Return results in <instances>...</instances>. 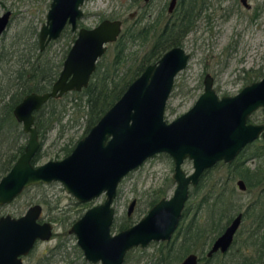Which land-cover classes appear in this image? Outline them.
Listing matches in <instances>:
<instances>
[{"label": "water", "instance_id": "95a60500", "mask_svg": "<svg viewBox=\"0 0 264 264\" xmlns=\"http://www.w3.org/2000/svg\"><path fill=\"white\" fill-rule=\"evenodd\" d=\"M83 0H52L47 20L39 31L44 41L56 37L67 20L72 28L82 13ZM174 0L171 1V6ZM0 18V32L8 20ZM121 32V20L104 19L93 27H80L59 76L50 90L30 92L14 106L13 113L27 133L23 151L11 168L0 178V203L9 202L24 187L39 182L59 180L79 201H88L106 190V199L88 208L71 228L87 259L101 264H122L125 253L152 240L169 239L178 226L189 194V184L196 183L201 171L217 159H231L247 142L258 136L264 123L246 124L248 114L264 106V76L234 95L218 96L213 77L206 73L203 91L195 103L181 115L164 118L166 99L176 73L185 67L188 54L180 46L166 51L155 63L147 65L78 140L70 154L35 166L33 156L40 146L33 111L49 98L70 90H80L89 82L96 58ZM167 152L174 160L175 188L170 197L155 202L136 223L110 233L113 207L110 206L117 184L124 175L157 152ZM192 158L195 170L189 174L181 163ZM241 187L243 185L241 184ZM134 200L129 206V212ZM41 206H30L19 217H0V264H21L18 257L26 253L37 237L48 238L51 224L37 222ZM239 216L215 239L208 255L225 251L238 226ZM181 264H197V256L188 254Z\"/></svg>", "mask_w": 264, "mask_h": 264}, {"label": "flooded vegetation", "instance_id": "af4514ba", "mask_svg": "<svg viewBox=\"0 0 264 264\" xmlns=\"http://www.w3.org/2000/svg\"><path fill=\"white\" fill-rule=\"evenodd\" d=\"M51 1H50V3H51ZM88 1L89 0H83V2L79 5L80 9L82 10V13L79 17L76 18V27L73 29L71 23L67 20V22L65 23L61 32L56 37H52L48 40H45L43 47H41V43L39 40V31H40L42 24L46 22L47 18L45 19L44 22L41 23L39 29L34 27L31 30L30 36L28 38V41H30L29 45L28 44L27 45L22 44L23 41H21L22 40L21 33H19L15 37H13L12 40L9 41V48H6L5 47V40H4L3 36L6 33L7 28L9 26L11 20H13V17L15 15H14L13 10L11 8H9V7L3 8L2 12L0 13V18L5 13H7L5 20H8V21L5 25V27L3 28V30L0 32V41H2L0 43L1 44L0 45V89L3 88V86H5L6 72H9V73L13 72V69L15 67L13 62H19L20 63L21 58H23V56L26 57L25 60L28 57H30V60H34V58H36V56H37V54L36 55L34 54L35 52H32L34 48H35V51L38 50L39 51L38 53L44 55V53L46 52L47 46L51 42H53L54 40H57L58 38L63 36L64 32H66L67 30H69L71 32H75V34L71 37V39H70L71 35H69L70 34V32H69L68 38L66 39V42L64 43V46H63L64 49H63L62 53L59 55V58L55 59L54 57H47V54H46V56L45 55L43 56L44 58H46L49 61V64H58L59 62H61L60 66H59L58 74L51 81L50 85L46 89L31 90L29 92H26L24 95H26L27 93H30V92L42 93V92L50 90L54 81L59 76V73L63 67V62H64L65 58L67 57L68 52H69L72 44L74 43V41L77 37L78 29L82 26L89 27V28L93 27V26L97 25L101 20H104V19H119V20H121V32L114 41L106 42V44H105L106 49L104 50V52H102V54L98 55V57L96 58V67L90 76L88 84L92 80L94 74L96 73V71L99 67L102 69H106L108 67V68H110V71L114 74L115 73L122 74V73L128 71L129 69H132L135 71L137 70L138 74L135 76V78H136L138 75H140L143 72V70L147 67V65L157 62L159 60V58L162 57L166 51L170 50L172 47H175V46L182 47L184 49L185 53L188 54L186 65H185V67H183L181 69V70H183L188 65L191 54H192L191 50H188L187 46L185 44V41H187L186 39H187L188 34L190 32H193L194 30H200L199 32L202 35L205 32L208 34L211 33L209 31H210V29H211V31L213 29V20H218L216 17H220L221 20L228 21V20H232L231 18L236 13V15L240 14V20H250L251 21V20H257L261 14L260 9H259L260 5L259 6L254 5L252 0H236L234 2V4L226 5V6L223 3H220L219 6L223 9V11L220 12V14L217 13L216 17H214V14H215V12H214L215 9L213 8L214 0H174L172 6H171L172 0H163L162 2H159V4L157 5L156 8H154V12L149 11L148 13H146L147 8H150V6H152L154 0H123V1H130V3L127 4V7L129 10L127 11L126 15L123 11H119V12L114 11L113 13H111L110 15H107V16L101 15L98 19L99 21L95 25L86 26L82 23L81 20H83V18L85 16V12H84L83 7H84L85 3ZM221 1L222 0H219V2H221ZM1 2L2 1L0 0V3ZM50 3H49V7H50ZM242 8L245 11H243ZM47 12H48V10H47ZM46 16H47V13H46ZM143 17L146 18L145 21L141 20ZM126 20L127 21L130 20V21H132V23L126 25ZM127 27H136V28H141L142 30L146 29L145 32H147V34H149L150 36L146 40H143L142 42L139 41L140 37L133 38V40L128 41L127 47L124 50L122 57H119L116 53L118 51V49L116 47V43H117L120 35L123 33V31ZM151 33H152V35H151ZM138 35H140V34H138ZM160 36H161V39L159 38ZM211 36L212 37L215 36L213 31L211 33ZM134 42H137V43L143 44V45L145 43H149L148 48H146V50L143 52V54H141V56H139V57H136V55L132 56L131 52L128 49L129 45L131 43H134ZM110 45L115 46V50H114V54L112 56V59L109 62H103L102 59L106 55V51L108 50ZM156 46H158L160 48V50L158 49L159 51L157 53H155ZM22 48H24L25 51L23 50V53L21 54ZM17 53H19V55H15ZM181 70H179L177 73H179ZM177 73L174 77L172 90H173L174 85H175V78L177 76ZM206 73H209V72H206ZM209 74H211V73H209ZM211 76L213 77V88L217 92L218 96L221 97L223 95H234V94L238 93L244 86L261 79L264 76V73L258 79H254L251 81H244L243 84L239 87L238 91L234 92V93H220L215 88L214 76L212 74H211ZM135 78H133V80ZM203 79H204V77H203ZM130 83L127 84L126 88L129 86ZM202 83H203V87H204V81L203 80H202ZM88 84L86 86H83L80 90H70V91L63 93L60 96L49 97L38 110L33 111V114L35 117L34 118V124L36 125L37 129H38V126L36 124V112L40 111L43 108V106L45 104H47L51 98L60 99L61 102L68 101L71 103V101H73V100H72V96H70L69 94L73 91H79V92L83 91V89H85L88 86ZM126 88H125V90H126ZM172 90H171V92H172ZM124 91H123V93H124ZM171 92L169 93V95L166 99V106L164 108V118L166 120H167V118L165 117V110L167 108V102H168V99L171 95ZM2 95H4V94L2 93L0 95V97ZM23 96H22V98H23ZM120 96H119V98H120ZM119 98H117L113 102V104ZM195 101H194V103H195ZM79 105L82 106L83 111H84V113H83L84 122H85L84 135H86L88 133V131L90 130L91 126H93L99 120V118L101 116L98 118V120L93 125L90 126L89 129L86 130V120H85L86 117H85L84 102L83 101L80 102ZM258 109H263V112H264V106H259V107L255 108L246 117V124H248V123H251V124L264 123V115L258 120H255L253 118L254 112H256ZM182 113H180L179 115H181ZM13 115H14V113H13ZM179 115H177L176 117H178ZM63 116H64V114H62V117ZM176 117H174L173 119H175ZM171 120H167V121H171ZM56 123H59V122H56ZM38 132H39V138H40V146H39L38 150L36 151V153L32 159V162L35 166L43 163V162L38 163V159L40 156V149L42 146V137L44 136L45 133L41 135V132L39 131V129H38ZM84 135H81L80 138H82ZM80 138H78L77 141L72 146L67 148V150H69V151L63 157L57 158V159H62L65 156H67L68 154H70ZM24 146H25V144H24ZM157 153H164V154L169 155L167 152H164V151L157 152ZM157 153H155V154H157ZM263 153H264V137L262 136V131H261V132H259L258 136H256L254 139L250 140L249 142L245 143L231 159H228V160H226L224 158L217 159L211 165L205 167L201 171V173L199 174L195 184H193L192 182L189 184V194H188V198L185 202L184 209L187 208V206L189 207L190 216H191V219L193 222V226L196 229L198 226H202L204 224L213 225V223L216 219V222L219 221V225H220V230L217 234L213 235L211 238L208 237L207 241H202L200 243L196 240L195 235H192V238L190 241L178 240L175 242V241H172V239L175 236L176 230L178 228V226H177V228L175 229V231L173 232V234L171 235V237L169 239L152 240L144 247L135 246V247L128 249L125 253L122 264H128V262L132 259V257H131L132 251L134 249H136V247H138L139 249L145 250V248H147L151 244H154L155 242H157L159 245L158 252L155 254V256H157V261L155 262V264H172L175 261L178 262L177 264H181L183 259L190 253H194L197 256V264H209L208 263L209 260H215L216 258H220V257L223 259H227V258L229 259V255H232V254L233 255L234 254H241L243 256L254 255L255 259L261 260V257L264 256V220H263V218H264V154ZM155 154H153V155H155ZM153 155H151V156H153ZM151 156H149V157H151ZM169 156L172 158L171 155H169ZM149 157H147V158H149ZM186 159H190L191 164H192V170L189 172L185 171L187 174H189L195 170V166H194V161L192 158L185 157L181 163L182 168H183V163ZM48 160H50V159H48ZM53 160H56V159H53ZM172 160H173V158H172ZM14 161H13V163H14ZM13 163H12V165H13ZM140 165L134 167L133 169L139 167ZM11 166H10V168H11ZM133 169L128 171L124 175L122 180ZM215 170H216V172L214 173ZM5 173L0 175V178ZM173 173H174V160H173ZM173 173H172L171 180L174 182L173 184H174V188H175L176 181L173 180ZM55 181L61 182L59 180H51L49 182H39V183L29 184L26 187H24L16 196H14L11 201L5 202V203H0V205H6L8 203H11L18 196H20L25 189H27L31 185L50 184V183H53ZM121 181L117 184L116 194H115V196H114V198L110 204V206L114 208L113 209V218H112V221H111L110 226H109L111 234H115L118 231L131 226L132 224L136 223L142 217V216L134 217V211H135V208L137 206V203H139L138 202L139 200H137V197H133L127 206V210H126L127 216L120 218L118 221L115 201L118 197L119 185H120ZM61 184H62V182H61ZM241 184L243 185V187H241ZM174 188H173V190H174ZM254 191H256V192L254 193ZM239 192H242L243 194L253 193L254 195H253V197H250L246 203L244 202L241 204L239 202V196H240ZM171 195L172 194L165 195V193L162 192V188H161V191L156 190L153 193H150V195H149L150 197L145 198V202L147 205L146 208L148 207L146 210V213L155 202H157L158 200H160L163 197H165V198L170 197ZM100 196L102 197L101 201L96 202V203H92L95 200V198H99ZM73 197L77 201H79L75 196H73ZM106 197H107L106 190H103L98 195L90 198L88 201H79V202L85 204L86 207H84L85 209L82 211V213L77 218H73L71 220V223L68 227V232L75 235L76 244L78 245V247L82 251L84 260L87 261L88 263L101 264V260L98 259L96 261H93V260L86 258L85 254H84V250L77 243L76 233L74 231H71V228H72L73 223L76 220H78L79 218H81L88 208L102 203L106 199ZM133 200H134V204H133L131 211L129 212L128 211L129 206ZM153 200H154V202L151 203ZM188 201H189V204H188ZM214 201H217V204L214 203ZM220 202H224L223 203L224 205L220 206L219 205V204H221ZM229 203H231L230 206H229ZM35 204H39L41 206L39 216L36 219L37 222H39L40 224L45 223V222L50 223L51 224V233H50L48 238L37 237L34 240L33 245L29 248V250L26 253H21L18 255V257L21 260V264H24L26 257L32 253V251L35 249L36 245L39 242L48 241L54 236V233H55V230H54L55 222L54 221L61 220L62 222H65V221L69 222L71 219V215H69V214H66L65 216L62 215L60 218L58 216H50L49 218H44V216L42 215L43 206L39 202H35V203L30 204L25 209V211H23L22 213H19V214H13V213H9V212L0 213V217L6 216L8 214L11 217H19V216L23 215L30 206L35 205ZM232 206L235 207L236 209L232 210L230 208ZM184 209H183V211H184ZM230 210H232V211H230ZM183 211H182V215L180 217L179 223L182 219ZM221 212H223V214H224L222 218L218 216ZM228 212H230V214L227 216L226 214ZM140 214H141V211H140ZM215 216H216V218H215ZM238 216L240 217L239 223H238V226L236 227V229L233 233L232 240H231L229 246L227 247V249L225 251L217 249L216 251L212 252L211 255H208V252L211 249L215 239ZM179 223H178V225H179ZM252 239L254 240V242H251ZM165 255L167 257H165ZM216 256H220V257H216ZM139 261L140 260L138 258H136V259H134L133 264H137ZM37 264H39V263H37Z\"/></svg>", "mask_w": 264, "mask_h": 264}, {"label": "rangeland", "instance_id": "374dc122", "mask_svg": "<svg viewBox=\"0 0 264 264\" xmlns=\"http://www.w3.org/2000/svg\"><path fill=\"white\" fill-rule=\"evenodd\" d=\"M1 1L0 13L3 8L9 7L15 15L3 36L5 47L9 48V41L19 33H21L22 44L29 45L28 38L31 30L34 27L39 29L41 23L45 21L51 0ZM162 1L154 0L152 6L147 8L146 13L154 12V8ZM235 1L222 0L219 2V0H214V17L223 11L219 6L220 3L226 6L234 4ZM252 2L254 5H260L261 14L257 20H240V14L236 15L235 13L231 18L232 20L225 21L221 20L220 17H216L218 20H213L212 31L215 34L213 37L211 36V29L209 34L205 32L202 35L200 30H194L188 34L185 44L192 54L186 68L177 73L175 78V85L165 110L167 120L173 119L192 106L203 90L202 80L206 72L214 76L215 88L220 93L237 92L244 81L258 79L264 73V0H252ZM128 3L130 1L89 0L83 7L85 16L81 21L86 26H93L99 21L101 15L107 16L114 11H123L126 15L129 10ZM242 10L245 11L243 8ZM145 19L143 17L141 20L145 21ZM130 23L132 21L126 20V25ZM68 34L71 35V39L75 32L69 30L64 32L63 36L47 46L44 55L47 54V57H54L55 59L59 58ZM148 44L143 45L134 42L129 45L128 49L132 56L139 57L148 48ZM114 50L115 46L110 45L102 61L109 62ZM32 52H35L36 55L39 51H35L34 48ZM69 104L70 102L66 105L67 110L62 113L64 116L61 122L47 130L42 137L38 163L63 157L69 151L67 148L72 146L81 135H84L83 108L77 105L74 109V104L72 103L71 106ZM263 115V109H258L254 112L253 118L258 120ZM26 139L27 134L21 140L26 142ZM183 169L187 172L192 170L190 159L184 161ZM172 173L173 160L164 153H157L147 158L139 167L133 169L119 185L118 197L115 201L118 221L127 216V206L133 197H137L139 200L134 211V217H140L146 213L148 207L146 208L145 198H149L150 193L156 190L161 191L162 188L165 195L172 194L174 188V182L171 180ZM239 195V202L242 204L246 203L254 194L239 192ZM101 200L102 197L100 196L95 198L92 203ZM35 202L42 204L44 218L50 216L60 218L62 215L69 214L71 219L69 222L54 221V236L48 241L39 242L32 253L26 257L24 264H97L88 263L84 260L82 251L76 244L75 235L68 232L71 220L77 218L86 206L67 192L61 182L31 185L11 203L0 205V213L19 214ZM158 248L157 242L145 250L136 247L132 251V259L130 258L128 264H133L136 258L140 260L137 264H155L157 261L155 254L158 252ZM177 263L175 261L172 264Z\"/></svg>", "mask_w": 264, "mask_h": 264}, {"label": "trees", "instance_id": "16d2710c", "mask_svg": "<svg viewBox=\"0 0 264 264\" xmlns=\"http://www.w3.org/2000/svg\"><path fill=\"white\" fill-rule=\"evenodd\" d=\"M145 31L146 29L142 30L141 28L136 27L125 28L116 43V47L118 49L116 52L117 55L122 57V54L127 47L128 41L133 40V38L140 37L139 41L141 42L146 40L149 37V34H147ZM159 38L161 39V36ZM155 49V53L160 50L158 46H156ZM23 50L25 49L22 48L21 54L23 53ZM15 55H19V53ZM25 58L26 57L23 56L20 63L13 62L15 65L13 72H6L5 86L0 89V95L2 93L4 94L0 97V175L5 173L10 168L13 161L22 152L25 144V142H23L21 139L25 138L27 133L24 132L21 124L13 115L14 105L26 92L31 90L46 89L58 74L61 63L59 62L58 64H49V61L40 53L37 54L34 60H30V57H28L26 60ZM137 74L138 71L132 69H129L122 74H114L108 67L106 69L99 67L92 80L88 86L83 89V91H73L69 94L72 96L73 100L69 106L74 103V109L80 104V102H84L86 130L98 120L103 112L109 106H111L117 98H119V96L125 90L127 84L130 83ZM67 103L68 101L61 102L60 99L51 98L40 111L36 112V124L39 131L41 132V135L44 134L46 130L50 129L56 122L61 121L62 113L67 110ZM153 202L154 200L151 203ZM214 203L217 204V201H214ZM220 203V206L224 205V202ZM230 205L231 203H229V206ZM230 208L232 210L236 209L233 206ZM229 214L230 212H228L226 215L228 216ZM223 215V212H221L218 216L222 218ZM219 230V221L216 222V219L213 225L204 224L202 226H198L195 229L190 216L189 207L187 206V208H185L183 211L182 219L172 241H190L192 235H195L196 240L200 243L202 241H207L208 237L211 238L213 235L217 234ZM251 242H254V240L252 239ZM165 257L167 256L165 255ZM263 257L264 256L261 257V260H257L255 259L254 255L243 256L241 254H232L229 255V259H223L220 257L216 258L215 260H209L208 263L264 264Z\"/></svg>", "mask_w": 264, "mask_h": 264}]
</instances>
